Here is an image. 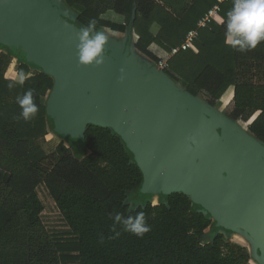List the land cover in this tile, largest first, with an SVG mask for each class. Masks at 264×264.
<instances>
[{"label":"trees","instance_id":"16d2710c","mask_svg":"<svg viewBox=\"0 0 264 264\" xmlns=\"http://www.w3.org/2000/svg\"><path fill=\"white\" fill-rule=\"evenodd\" d=\"M62 2L80 13L74 22L78 28L94 18L97 30H128V45L135 37L137 52L156 65L161 59L153 45L171 53L218 5L219 16L199 30L194 49L171 57L163 72L209 107L233 90L224 114L247 124V132L264 147V43L244 53L225 44L223 22L232 0ZM108 12L123 17V24L105 19ZM5 48L9 53H0V264H250L246 248L228 243L225 234L231 232L193 195L161 193L160 202L152 203L153 196L143 190L141 167L112 128L87 125L81 145L88 153L83 158L64 141L47 153L41 142L47 140L52 121L44 100L55 79L19 59L17 75L23 70L27 78L9 89L17 81L7 76L15 53ZM28 89L34 91L39 111L24 121L16 97ZM41 186L69 228L65 235H51L43 223ZM115 211L125 216L144 211L152 230L138 238L117 226L121 235L109 239L115 236L110 219Z\"/></svg>","mask_w":264,"mask_h":264},{"label":"water","instance_id":"95a60500","mask_svg":"<svg viewBox=\"0 0 264 264\" xmlns=\"http://www.w3.org/2000/svg\"><path fill=\"white\" fill-rule=\"evenodd\" d=\"M68 9L61 0H0V47L54 77L60 129L81 140L87 124L112 128L141 167L144 191L193 194L220 227L244 230L264 256V147L236 141L225 119L177 102L160 75L179 86L152 64L130 62L125 47L107 45L101 67L80 66L79 14Z\"/></svg>","mask_w":264,"mask_h":264},{"label":"clouds","instance_id":"9594fccd","mask_svg":"<svg viewBox=\"0 0 264 264\" xmlns=\"http://www.w3.org/2000/svg\"><path fill=\"white\" fill-rule=\"evenodd\" d=\"M96 23L93 18L79 28L76 56L80 66L101 67L105 63L109 36L105 31L97 30ZM223 23L224 42L227 46L242 53L255 50L264 43V0H232V7L226 12ZM26 78V74L21 70L18 81L10 83L9 89L14 88L16 83L23 85ZM122 79L123 77L121 82ZM16 103L21 109L19 118L24 121L33 119L39 111L32 89L17 96ZM131 211L132 209H129V212ZM110 219L113 221L111 231L115 233V236H110L109 239L119 238L121 235V232L117 231V226L138 238H143L152 230L144 211L127 216L115 211ZM99 242L104 243L103 235L100 236Z\"/></svg>","mask_w":264,"mask_h":264},{"label":"rangeland","instance_id":"374dc122","mask_svg":"<svg viewBox=\"0 0 264 264\" xmlns=\"http://www.w3.org/2000/svg\"><path fill=\"white\" fill-rule=\"evenodd\" d=\"M70 9H72V8H69L67 10V12L69 14L71 13ZM104 18L113 19L114 21L122 19L121 16H119L113 12L106 13L104 15ZM134 38L132 40V43L130 41L129 45H128L129 39L127 38L128 40L126 41V45H125V50H127V49L130 50L129 60L132 63L139 62L142 66L148 67L150 64H152V62L137 52V50L134 47V43H136ZM2 52L9 53V50L5 47H0V53H2ZM106 53H109V51H106ZM13 55L15 58V63L9 69L8 74H7L8 77H12V75H15V74L17 75L16 68H17V61L19 60V58H18L17 54H13ZM21 61L28 63V61L26 59H21ZM154 65H156V64H154ZM156 66H157V69L159 70L158 65H156ZM18 78H19V76L17 75L16 79H18ZM160 78L164 83L163 84L164 90H166L168 93H170L173 96V98H175V100L177 102H182L183 104L188 105L189 107H192V109H194L195 111H197L200 114L202 113L206 118L208 117L207 115H213L211 117H213V118L215 117L217 120H220V119L224 120L225 119L227 124L229 125V127L227 129H225V131L233 139H236V141H240L242 139H244L245 141L250 140L253 143L258 144L257 146H260V147L263 146L255 137L251 136L247 132V128H248L246 126L247 124H242V123H240L241 121L238 122L232 118H228L224 114V110H225L226 106L229 104V102L232 99L231 98L229 101H227V98L230 97V92H229L230 90L225 95V97L218 103L217 106L209 107V105H207L206 102L201 100L200 98H197L195 96H192V95L184 92L183 89H181L179 87L176 88L171 82L169 84L168 81H166L161 75H160ZM59 100H60V90L58 92V89H56L55 91H52L48 95V97L44 100L46 103V106H47V110H48V117L52 121V124L49 128V135L47 137V140L42 141L41 144L43 145V147L47 151V153H52L55 151L58 144L61 141H64L65 144L72 149L73 153L77 157L83 158L84 156H86V154L88 152L84 148V146L81 145L82 139L80 140L79 138L78 139L72 138L71 136H69L65 132H63L62 129H60V127H59L58 119L56 116V108H57V105L59 103ZM176 190L182 191V189H176ZM38 195H39V197H40V199L44 205V212L42 214V220H43V223H44L45 227L47 228L48 232L51 235H55V234L65 235V233L69 231V228L67 227L64 220L62 219L54 201L52 200V198L50 197L48 191L46 190V188L44 186H41L38 189ZM152 196L153 197L150 198V201H152V203H154V204H158L160 202V199H162L161 193H156ZM194 197H196V196H194ZM197 203H199V199H197ZM130 205L133 206L132 204H130ZM213 219L215 221L217 220L214 217H213ZM241 234H246V233L244 230H242L240 228H236L235 230L231 231L230 235L225 234L226 241H228V243L236 242L239 244H243V242H241V240H240ZM242 239H243V237H242ZM246 250L250 253V264H258L257 259L261 260V262H262V263H260L258 261L259 264H264V261L262 260L263 255L260 253L259 248H257V247L255 248L253 245H251V247L247 246Z\"/></svg>","mask_w":264,"mask_h":264},{"label":"crops","instance_id":"0c3cea01","mask_svg":"<svg viewBox=\"0 0 264 264\" xmlns=\"http://www.w3.org/2000/svg\"><path fill=\"white\" fill-rule=\"evenodd\" d=\"M78 14H80V13H78ZM121 18H122L121 20H117V21H114L113 19H108V18H105V19L110 20L112 22H115L118 25H121V24H123V21H124L123 17H121ZM154 30H155L154 32H156L157 31V28L155 27ZM102 31H105L106 34L109 36L108 45H114V46H117L119 48L125 47L126 41L128 40L127 38H129V32H128V30H126V31H120V30L117 31V30L106 29L105 28ZM134 39L136 41V38H134ZM134 47H135V43H134ZM151 49H152L153 53H155L161 59V61L162 60L169 61V59L174 56V55H171V53H169V54L165 53L164 50H162L160 47H158L156 45H153ZM152 65H154L153 62H152ZM154 66H156V65H154ZM16 76L17 75L15 74V75H12V77H8V78L18 81V79H16ZM229 92H230V97L227 98V101H229L232 98V96H233V90H230ZM242 237H243V239H242ZM240 240H241V242H243V244H239V243H236V242H234V244H238V245H240L242 247H245V248L247 246L251 247V245H252L251 240L246 235L241 234ZM257 263L259 264L258 261H257Z\"/></svg>","mask_w":264,"mask_h":264},{"label":"built area","instance_id":"2783aa9c","mask_svg":"<svg viewBox=\"0 0 264 264\" xmlns=\"http://www.w3.org/2000/svg\"><path fill=\"white\" fill-rule=\"evenodd\" d=\"M226 0H218L219 3H223ZM220 7L217 5L211 9L205 18H203L201 21H199L198 26L196 29L190 31L187 35V38L185 42L176 48H173L171 50V55H176L180 51H187V50H193L194 49V43L198 39L199 36V30L202 28H206L213 20H215L219 16ZM158 68L160 71H164L168 68V61L162 60L158 64Z\"/></svg>","mask_w":264,"mask_h":264},{"label":"bare ground","instance_id":"6f19581e","mask_svg":"<svg viewBox=\"0 0 264 264\" xmlns=\"http://www.w3.org/2000/svg\"><path fill=\"white\" fill-rule=\"evenodd\" d=\"M263 147V146H262Z\"/></svg>","mask_w":264,"mask_h":264}]
</instances>
